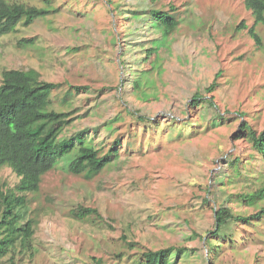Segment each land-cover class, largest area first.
Masks as SVG:
<instances>
[{"label": "rangeland", "instance_id": "374dc122", "mask_svg": "<svg viewBox=\"0 0 264 264\" xmlns=\"http://www.w3.org/2000/svg\"><path fill=\"white\" fill-rule=\"evenodd\" d=\"M26 3L52 12L0 37V81L7 69L35 68L60 83L50 108L75 120L58 141L85 135L103 155L118 139L120 156L84 175L69 171L78 146L62 156L25 193L31 247H14L0 264H142L144 251L170 246L185 248L173 264H264V220L233 223V243L213 233L221 205L246 215L264 205L241 197L264 185V158L234 136L243 122L264 127V23L257 42L244 0ZM153 6L177 8L173 33ZM197 94L206 102L188 106ZM19 180L0 169V190ZM78 205L103 218L74 217Z\"/></svg>", "mask_w": 264, "mask_h": 264}, {"label": "trees", "instance_id": "16d2710c", "mask_svg": "<svg viewBox=\"0 0 264 264\" xmlns=\"http://www.w3.org/2000/svg\"><path fill=\"white\" fill-rule=\"evenodd\" d=\"M244 3L255 16L256 22L250 31L257 42H260L255 28L258 23H264V0H244ZM176 9L153 6L149 13L161 22L166 34H171L180 24V16ZM51 12L48 7L29 5L26 0H0V37L16 31L19 23L29 26L37 18ZM220 73L208 86V91L215 90ZM59 86L58 82L43 79L35 68H12L3 72L0 81V169L5 165L9 166L20 180L14 188L0 190V259L18 245L31 247V240L36 231V220L29 217V204L25 193L39 190L43 174L53 169L62 156L78 146L79 153L72 161L69 171L81 175L100 173L112 159L120 156L118 139L113 142L109 152L103 155L94 144L86 141L85 135L78 141L75 138L58 141L63 129L75 120L71 112L50 108L51 94ZM73 87L83 88L80 85ZM210 98L213 103V97ZM205 102L206 98L197 94L187 104L199 107ZM234 136L246 137L264 158V127L257 131L243 122ZM234 161L240 163V158L236 157ZM241 197H245V200L249 197V203L254 204L257 199L264 197V185L252 194H242ZM70 212L77 218L90 216L103 218L96 207L78 205ZM253 220L260 222L264 220V205L249 215L221 205L216 209L214 238H228L233 243L230 235L232 224L249 223ZM214 238L206 242L209 251L217 243ZM175 250L181 252L185 248L170 246L144 251L142 264H173L170 257Z\"/></svg>", "mask_w": 264, "mask_h": 264}]
</instances>
